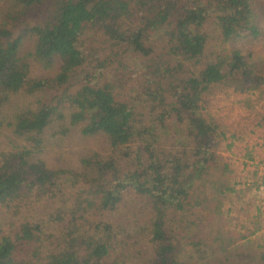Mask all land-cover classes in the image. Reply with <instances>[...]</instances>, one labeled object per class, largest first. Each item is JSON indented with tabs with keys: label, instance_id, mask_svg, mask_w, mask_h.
<instances>
[{
	"label": "trees",
	"instance_id": "16d2710c",
	"mask_svg": "<svg viewBox=\"0 0 264 264\" xmlns=\"http://www.w3.org/2000/svg\"><path fill=\"white\" fill-rule=\"evenodd\" d=\"M11 1L19 9L0 13V109L6 94L37 100L11 124L31 144L0 151V264H240L244 257L238 260L234 246L199 236H182L191 252L179 262L172 239L193 224H176L174 216L186 222L188 208L201 206L191 191L215 163L213 129L197 117L204 92L225 81L252 82L240 51L207 58L206 28L215 27L223 43L257 37L252 0ZM29 59L47 70L60 66L33 78ZM65 121L80 125L84 137L104 136L113 150L107 158L82 159L84 176L35 159L45 131ZM185 126L194 142L190 157L154 147L167 144L169 127ZM69 181L82 183L72 195ZM127 197L149 216L134 235L130 224H118ZM41 199L54 202L50 212L23 221V209ZM7 214L16 220L12 234L1 233ZM47 228L55 231L45 236ZM47 242L51 250L43 252ZM147 250L149 258L138 263L136 254Z\"/></svg>",
	"mask_w": 264,
	"mask_h": 264
},
{
	"label": "rangeland",
	"instance_id": "374dc122",
	"mask_svg": "<svg viewBox=\"0 0 264 264\" xmlns=\"http://www.w3.org/2000/svg\"><path fill=\"white\" fill-rule=\"evenodd\" d=\"M252 7L254 21L260 32L257 37L223 43L215 27L206 28L211 35L206 56L212 55L215 59L233 50L240 51L250 68L252 82L229 85L225 81L209 87L203 94L204 102L199 104L197 117L206 120L213 129L210 152L214 155L215 163L209 164L210 175L196 182L191 191L192 198L197 199L201 206L188 208L186 222H181L178 216H174L176 224L184 223V227H188L189 222L193 223L184 232H180L184 227L182 230L177 227L176 232L180 233L172 239L173 245L180 249L179 262L185 261L191 252L182 236H199L209 243L216 241L215 246H220L218 243L225 248L234 246L238 260L244 257L240 264H264V0H252ZM18 9L19 6L14 1L0 3V13ZM42 14L47 12L42 10ZM29 22H32L31 18ZM99 41L100 44L102 39ZM23 47L25 52H31L33 43L26 41ZM107 52L108 50L105 53ZM29 63L33 78L53 75L60 66L58 63L53 69L47 70L33 59H29ZM6 96L0 109V151L7 153L13 150L12 146L31 144L24 138L16 137L11 124L16 114L27 108H35L37 96L22 93ZM69 123L57 122L45 131L41 153L35 159L40 160L49 170L62 169L67 173L84 176L86 170L81 166L82 159L91 156L107 158L113 150L104 136L84 137L80 134V125L70 126ZM167 130L171 131L166 134L169 138L167 144L163 140L157 141L154 147L163 155L172 152L171 156H176L184 152L190 157L194 142L187 127L176 130L169 127ZM164 131H158L157 135ZM74 184L75 186H71V181L67 184L66 191L71 192V195L82 183ZM226 188H231V191H226ZM46 200L32 203L30 210L23 209L26 214L22 212L23 221L35 214L49 213L54 202ZM141 205L127 197L117 216L118 224H130L128 232L132 235L139 232L140 228H145V222L149 218L147 209ZM8 216L9 214L4 215L6 224L1 233L12 234L16 229V220L9 219ZM176 224L170 223L169 216L167 228L174 230ZM54 231L53 228H47L44 230L45 236ZM56 236L58 237L57 234ZM139 239L138 248L141 246L143 249L145 232L139 235ZM44 247L46 249L43 252H50L48 242L44 243ZM23 254L24 252L20 255ZM136 257L137 262L141 263L144 257L149 258V252L147 250L145 255L136 254ZM33 262L29 264H41Z\"/></svg>",
	"mask_w": 264,
	"mask_h": 264
}]
</instances>
